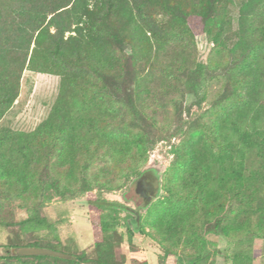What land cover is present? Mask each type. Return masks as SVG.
<instances>
[{
    "label": "trees",
    "instance_id": "obj_1",
    "mask_svg": "<svg viewBox=\"0 0 264 264\" xmlns=\"http://www.w3.org/2000/svg\"><path fill=\"white\" fill-rule=\"evenodd\" d=\"M200 33L211 43L206 62L196 54ZM26 69L57 76L58 92L35 129L0 127V198L31 205L16 223L1 222L34 236L6 247L64 256L2 254L3 264H124L115 253L122 221L127 241L134 223L158 244L159 264H215L210 246L231 232L230 264H252L253 226L264 228V0H0V120ZM219 78L207 121L183 120L186 95L201 105ZM171 115L183 136L170 149L164 196L151 201L155 191L139 216L90 198L103 239L93 253L62 249L40 208L136 181ZM129 260L148 264L143 252Z\"/></svg>",
    "mask_w": 264,
    "mask_h": 264
},
{
    "label": "rangeland",
    "instance_id": "obj_2",
    "mask_svg": "<svg viewBox=\"0 0 264 264\" xmlns=\"http://www.w3.org/2000/svg\"><path fill=\"white\" fill-rule=\"evenodd\" d=\"M237 5L239 0H236ZM236 14V7H234ZM196 54L200 61L206 62L208 55L210 57L211 43L204 33H200L195 37ZM222 83L221 79H214L208 82L209 93L206 99L198 105L196 97L192 94H187L184 105L190 107V114H184L183 120H189L192 117H198V114H203L201 121H207V114L204 112L208 109L211 101L218 93L219 86ZM58 92V77L49 74L35 73L30 70H24L20 93L15 100L13 106L4 114L0 120L2 125L8 126L13 130L31 131L43 120ZM171 109V107H170ZM178 120L171 115V120L168 126H165L163 133L158 136L154 146L147 152V158L140 165L142 169H152L156 173L155 191L156 195L151 200L161 199L164 196L162 186L164 184V175L171 164L173 155L170 152L172 146L178 144L183 135L176 129L179 128ZM187 126H183L182 131ZM123 179L120 180L122 182ZM259 181V180H258ZM123 182L121 188L111 191H99L92 189L85 193L69 197L65 199L55 198L50 202L45 203L40 209L43 214L49 219L56 222L57 232L62 249L68 252H79L85 250L88 253H93L94 244L101 241L104 234L98 227L92 226L90 216L96 214L95 208L91 206L90 198H103L106 202L116 205L119 208L129 209L134 211L138 216L143 210V199L139 196L138 190L135 187V181L128 183ZM260 182V181H259ZM0 256L2 254H13L7 248L11 243L15 242H30L34 239L33 235L23 234L16 224L6 225L1 220L12 221L16 223L21 218H24L31 212L30 204H22V202L10 196L8 198H0ZM125 211L120 212L123 218ZM134 228V238L132 242L127 241L126 227L122 223L117 227L118 233L122 234L123 241L118 247H115L116 255L124 254L126 260L124 264H131L129 256L131 251L143 252L148 260V264H159V255L161 249L158 244L147 235H141L136 224H132ZM256 236L250 243L253 251L252 264H264V228L261 230V235L257 230V226H253L252 230ZM242 234V232H240ZM239 233L231 232L228 236L220 235L210 237L217 239V242L210 247L216 250L215 264H230V253L234 248L233 241L238 238ZM2 260V259H1ZM0 260V264L3 262ZM4 264H23L20 261H5Z\"/></svg>",
    "mask_w": 264,
    "mask_h": 264
},
{
    "label": "flooded vegetation",
    "instance_id": "obj_3",
    "mask_svg": "<svg viewBox=\"0 0 264 264\" xmlns=\"http://www.w3.org/2000/svg\"><path fill=\"white\" fill-rule=\"evenodd\" d=\"M156 178V173L148 169L144 175L135 181V187L138 190L139 196L143 199V202L149 201L150 198L154 196Z\"/></svg>",
    "mask_w": 264,
    "mask_h": 264
},
{
    "label": "water",
    "instance_id": "obj_4",
    "mask_svg": "<svg viewBox=\"0 0 264 264\" xmlns=\"http://www.w3.org/2000/svg\"><path fill=\"white\" fill-rule=\"evenodd\" d=\"M13 254H25V255H33V254H51L57 256H64L63 253L47 248H40V247H19L14 248L11 250Z\"/></svg>",
    "mask_w": 264,
    "mask_h": 264
}]
</instances>
